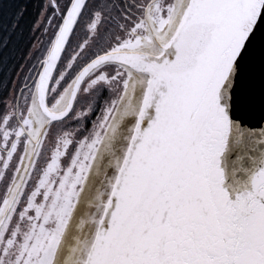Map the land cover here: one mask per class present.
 I'll return each instance as SVG.
<instances>
[{"label":"snow or ice","instance_id":"snow-or-ice-1","mask_svg":"<svg viewBox=\"0 0 264 264\" xmlns=\"http://www.w3.org/2000/svg\"><path fill=\"white\" fill-rule=\"evenodd\" d=\"M72 6L41 3L49 27L59 19L55 31ZM140 11L127 38L137 42L148 24L136 54L150 67L106 63L92 74L120 87L93 144L115 130L117 114L134 123L79 264H264V0H145ZM0 50L6 92L15 49L4 39ZM141 205L152 208L149 228Z\"/></svg>","mask_w":264,"mask_h":264},{"label":"flooded vegetation","instance_id":"flooded-vegetation-1","mask_svg":"<svg viewBox=\"0 0 264 264\" xmlns=\"http://www.w3.org/2000/svg\"><path fill=\"white\" fill-rule=\"evenodd\" d=\"M144 3L145 0H91L83 15H80L79 23L76 24L56 71L48 99L49 106L53 111H61L66 106L75 80L84 67L89 64H85L86 60L91 62L95 58L103 56L104 50L110 46L112 50L107 54L120 51L136 53V49L141 47L138 43L140 36L144 35V31H147L148 24L146 23L144 31L136 36L137 42L128 39L127 32L131 25L143 16L140 8ZM152 16L154 18L153 22L159 18V14L156 12H153ZM56 21L57 27L60 21L59 19H56ZM57 32L55 31V34ZM117 41H119V44H117ZM86 45L87 49L85 51L81 49L82 46ZM85 53L87 58L80 62L78 58ZM68 63H71V67L65 71V68H68ZM108 64L120 65L117 63ZM73 65L78 70L70 73ZM82 65L83 67H81ZM102 66L94 70L85 79L78 93L74 110L65 120L66 122L72 117H76L75 120H85L86 123L91 125L92 118L93 120L97 118L99 121L101 120L104 110L111 105L112 100L118 101L120 99L119 84L113 83L111 80H107L106 83L103 82L107 72L100 71L99 75H92ZM108 71H111V69ZM116 71H120V69L117 68ZM66 76L69 77L67 82H65ZM70 82H72V85L67 92ZM106 87L110 90H104ZM142 93L143 88L138 84L136 90L137 100L140 99ZM82 98L90 101L91 105L88 109L82 110L80 108L79 103ZM57 103H63V106L57 108L55 107ZM77 106H79V110ZM120 107L123 108V105H120ZM42 117L45 118V126L48 120L44 115ZM120 119V115L117 114L115 122ZM122 121L125 122L119 129V132H121L118 142L119 149L114 157L115 159L123 155V149L127 145L126 137L130 134L129 130L134 123V118ZM52 125L48 127L39 141L28 175L1 227L0 264H79L83 257L85 243L91 242L90 239L95 226L93 219L99 216L104 201H106L109 191L108 177L113 174L114 169L108 168L97 172L92 177L89 191L84 194V190L79 187L78 173H72L71 169L80 155L86 153L80 160V166L82 167L80 172L83 173L85 170L84 164L93 157L89 151L83 153L81 147H77L75 150H73L74 147L69 145L61 148L56 139L54 146H47L46 134ZM39 136L40 133L36 140H33L32 135L27 130L25 131L29 146L25 150L24 162L21 165L22 169L18 170L16 175L11 160H7L6 170H4L0 179V223L20 187ZM30 144L33 145L31 150ZM64 159L69 163L64 171L57 174L59 160L65 161ZM115 159L113 160L115 161ZM24 166L25 169L23 170ZM72 174L74 175L73 180L68 183L66 177L71 179ZM56 176L58 178H55ZM77 188L78 194L76 193ZM75 194L76 200L74 199ZM80 201L83 206L74 218L72 215L79 209L80 203L78 202ZM89 205L90 209L87 212ZM4 207L5 209L2 210ZM84 212H87L88 215H84ZM70 224L73 226L74 233L79 230V227H82L80 240L78 237H74L72 228L71 230L68 229Z\"/></svg>","mask_w":264,"mask_h":264},{"label":"rangeland","instance_id":"rangeland-1","mask_svg":"<svg viewBox=\"0 0 264 264\" xmlns=\"http://www.w3.org/2000/svg\"><path fill=\"white\" fill-rule=\"evenodd\" d=\"M48 19V11L41 8V10L39 11L37 23L33 28L34 33L32 36L33 38L31 48L25 58V63L19 70L16 71V75L12 77V84L9 86L10 91L5 95L6 98H4L5 93L3 91L0 93V179L2 178L4 170H6V165L8 163L7 160H11V165L15 170V175L18 170L22 169L21 165L24 162L25 150L26 147L29 146L28 141L25 137V131L27 130L28 133L32 135V139L36 140V137L44 127L45 118L42 117V114L36 106L35 94L36 83L38 81L37 75L39 76L41 72V61L43 60L44 62L48 55L52 44L51 38L53 36V32L56 29L57 21L55 20L49 27ZM110 44L114 45L113 43ZM81 49H84L85 51V49H87V45L82 46ZM86 58L87 56L85 53L80 56L78 60L81 62ZM29 59H31V61H29ZM70 67L71 63H68V68H65V71L69 70ZM10 73L12 75L13 71H11ZM22 84L24 88L23 94L18 95L17 89H20ZM71 85L72 82H70V84L68 85L67 92ZM3 98L4 100H2ZM81 100L82 101L79 103L80 108H82V110L88 109L91 105L90 101L86 98H82ZM65 102L66 100L64 101V103ZM62 106L63 103H57L55 105V107L57 108H61ZM77 109L79 110V106H77ZM75 118L76 117H72L67 122L65 121V123L62 122L57 126L51 127L47 131L46 140L47 146H54V144L56 143V139L58 140V144L61 146V148H63V146L69 145L74 147L73 150H75L77 147H81L83 148V153L89 151L93 159H90L86 164H84L85 170L83 171V173L80 172V168H82L80 166V160L84 156V154L86 155V153L80 155L78 161L73 165L71 169L72 173H78V178L80 180L79 187L80 189L84 190L85 194L90 189L92 177L95 176L97 172L103 169L106 170L107 166L111 162L119 142L121 133L119 132V129H121V126L125 121H122V119H120L119 121L115 122V130L108 134L107 137L103 139L102 143L93 144L95 133L99 128V119L97 118L93 120L92 118V122L90 125L86 123L85 120H75ZM101 135H103V133ZM31 146L33 145L30 144V150L32 149ZM68 163L69 161L59 160V166L56 170V173L58 174L64 171ZM24 169L25 166L23 170ZM73 177V174L71 179L70 177H66L68 183L73 180ZM55 178L58 177L56 176ZM78 188L76 189L77 194ZM74 199L76 200V194ZM78 203H80L79 209L76 210V212L72 215V217L74 216V218L77 216L78 211H81V208L83 206V203L81 201ZM89 207L90 205L87 207V212L90 209ZM4 209L5 207L2 208V210ZM87 212H84V215H88ZM71 228L74 237H78L79 239V236H81L82 234V227H79V230L75 233L72 224L69 225L68 229L71 230Z\"/></svg>","mask_w":264,"mask_h":264},{"label":"water","instance_id":"water-1","mask_svg":"<svg viewBox=\"0 0 264 264\" xmlns=\"http://www.w3.org/2000/svg\"><path fill=\"white\" fill-rule=\"evenodd\" d=\"M83 2L84 0H74L73 1V6L72 8L69 10L68 15L65 17L63 24L61 25V28L56 36V39L53 43V46L47 56V58L44 60V66L43 69L39 75L38 78V82H37V88H36V101H37V105L40 109V111L44 114V116H46L49 119V122L46 124V126L43 128L39 140L36 143V148L35 151L33 153L31 162L27 168V171L24 175V178L22 180V183L15 195V197L13 198V200L11 201L5 216L3 217V220L0 223V230L1 227L5 221V219L7 218L10 210L12 209V206L16 200L17 194L28 174V171L30 169V165L33 161V158L35 156L36 153V149L39 145V141L41 140L45 130L47 129V127L54 122H58V121H62L65 120L72 112L79 89L81 87V85L83 84V82L85 81V79L87 78V76L92 73L96 68H98L99 66H102L106 63H118L121 65L124 64H133L135 63L136 65H139V67L141 69L146 70L148 67H150L149 65H146L143 58L138 56L136 53L134 52H115V53H110L107 55H103L101 57L96 58L95 60H93L92 62H90L80 73V75L78 76L77 80L75 81L74 87L71 91V95L68 101V104L66 106V108L61 111V112H53L48 105V94H49V90H50V86L54 77V74L56 72V69L58 67V64L61 60V57L64 53V50L67 46V43L72 35V32L74 30V26L76 25L77 22V17L80 16L81 13V8L83 7ZM262 22H264V17H262ZM119 149V146H117V149L115 151V154L111 160V162L109 163V165L107 166L106 170L109 168H111L112 170V166L114 163L115 159L114 157L116 156V153ZM122 149L120 150L121 153ZM108 199V198H107ZM150 203V202H149ZM166 209L161 208L160 212L161 215L163 214V212ZM151 211L152 208H150L148 205H141L140 208L138 209L137 215L142 219L143 221V227L145 228H149L151 226ZM102 212L106 213V207L104 206V209ZM101 213V211H100ZM100 213L98 215H100ZM96 231V225L94 226L93 229V233L91 236V241H92V237L94 232Z\"/></svg>","mask_w":264,"mask_h":264},{"label":"trees","instance_id":"trees-1","mask_svg":"<svg viewBox=\"0 0 264 264\" xmlns=\"http://www.w3.org/2000/svg\"><path fill=\"white\" fill-rule=\"evenodd\" d=\"M41 1L42 0H0V41L8 39L9 50L15 49L14 54L9 52L12 65L10 72L13 71L12 77L15 76L16 71L24 65L25 58L30 51L34 33L33 28L39 17ZM14 8H18L24 12L22 20H17L15 16L8 13V9ZM2 58L3 51L0 50V59ZM29 61H31V59H29ZM9 91V88L6 92L3 91L5 93L4 98H6L5 95ZM1 92L2 91H0V93ZM4 98L2 100H4Z\"/></svg>","mask_w":264,"mask_h":264}]
</instances>
